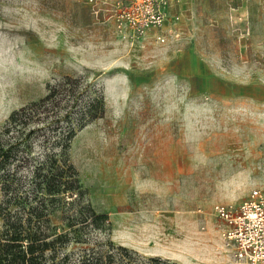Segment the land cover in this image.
Listing matches in <instances>:
<instances>
[{"label":"rangeland","instance_id":"rangeland-1","mask_svg":"<svg viewBox=\"0 0 264 264\" xmlns=\"http://www.w3.org/2000/svg\"><path fill=\"white\" fill-rule=\"evenodd\" d=\"M128 1L0 0V130L79 78L71 115L100 102L66 154L81 203L110 221L90 239L161 259L143 264H250L213 206L264 193V0H191L206 15L178 22L166 7L163 28L143 37L118 27L114 5ZM51 128L30 134L34 154L60 147L42 141Z\"/></svg>","mask_w":264,"mask_h":264},{"label":"trees","instance_id":"trees-1","mask_svg":"<svg viewBox=\"0 0 264 264\" xmlns=\"http://www.w3.org/2000/svg\"><path fill=\"white\" fill-rule=\"evenodd\" d=\"M79 78L66 77L49 87L45 97L14 110L0 130V264H143L147 259L125 246L92 241L89 228H105L106 213L89 202L66 150L76 128L96 117L92 99L71 115ZM100 105H98L99 107ZM100 109L101 106H100ZM94 111V112H92ZM101 111V110H100ZM42 141L53 138L58 149L34 154L29 136L36 129ZM28 128V129H27ZM165 262V261H164Z\"/></svg>","mask_w":264,"mask_h":264},{"label":"built area","instance_id":"built-area-1","mask_svg":"<svg viewBox=\"0 0 264 264\" xmlns=\"http://www.w3.org/2000/svg\"><path fill=\"white\" fill-rule=\"evenodd\" d=\"M118 27L125 20L137 36L148 30H160L167 18L166 0H130L114 5ZM158 33L156 38L164 40ZM216 217L222 222L221 235L237 259L250 264H264V193L253 188L235 205L217 203L213 206Z\"/></svg>","mask_w":264,"mask_h":264},{"label":"crops","instance_id":"crops-1","mask_svg":"<svg viewBox=\"0 0 264 264\" xmlns=\"http://www.w3.org/2000/svg\"><path fill=\"white\" fill-rule=\"evenodd\" d=\"M166 7L168 12H174L175 15L174 21L178 22L183 19H202L205 11V6L200 4L192 3L191 0H166ZM229 14V13H227ZM215 15L213 12L211 16ZM243 19L250 21V15H245V13L241 14ZM239 17V15H238ZM121 32V31H120Z\"/></svg>","mask_w":264,"mask_h":264}]
</instances>
